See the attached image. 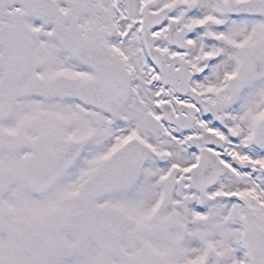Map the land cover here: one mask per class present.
I'll list each match as a JSON object with an SVG mask.
<instances>
[{
  "label": "snow or ice",
  "instance_id": "6c2138e0",
  "mask_svg": "<svg viewBox=\"0 0 264 264\" xmlns=\"http://www.w3.org/2000/svg\"><path fill=\"white\" fill-rule=\"evenodd\" d=\"M0 264H264V0H0Z\"/></svg>",
  "mask_w": 264,
  "mask_h": 264
}]
</instances>
